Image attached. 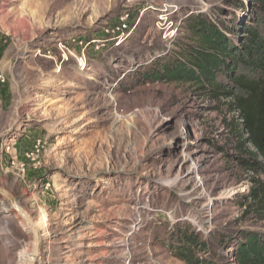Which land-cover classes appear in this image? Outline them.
<instances>
[{"label":"rangeland","instance_id":"374dc122","mask_svg":"<svg viewBox=\"0 0 264 264\" xmlns=\"http://www.w3.org/2000/svg\"><path fill=\"white\" fill-rule=\"evenodd\" d=\"M230 9L226 0H0V185L38 226L37 264H186L171 249L178 229L226 262L219 233L264 229L242 206L264 160L259 171L240 164L248 154L230 100L133 77L192 42L186 17L217 21ZM128 14L129 32L117 36ZM31 248L0 198V264H27Z\"/></svg>","mask_w":264,"mask_h":264},{"label":"trees","instance_id":"16d2710c","mask_svg":"<svg viewBox=\"0 0 264 264\" xmlns=\"http://www.w3.org/2000/svg\"><path fill=\"white\" fill-rule=\"evenodd\" d=\"M230 15L205 13L186 17L189 44L178 43L179 52L156 59L137 72L138 81L185 82L197 86L215 100H230L237 113L235 130L240 136V164L259 171L264 160V0H226ZM247 12L245 19L241 12ZM242 206L244 218L264 221V180L253 179ZM171 249L186 264H264V229L238 228L221 232L216 239L233 260L226 262L196 231L175 230Z\"/></svg>","mask_w":264,"mask_h":264},{"label":"water","instance_id":"95a60500","mask_svg":"<svg viewBox=\"0 0 264 264\" xmlns=\"http://www.w3.org/2000/svg\"><path fill=\"white\" fill-rule=\"evenodd\" d=\"M0 198L8 203L9 210L17 215L18 218L26 224L28 230L31 232L32 248L27 264H37L40 255L41 237L35 220L31 216V214L23 207L19 199L2 185H0Z\"/></svg>","mask_w":264,"mask_h":264},{"label":"built area","instance_id":"2783aa9c","mask_svg":"<svg viewBox=\"0 0 264 264\" xmlns=\"http://www.w3.org/2000/svg\"><path fill=\"white\" fill-rule=\"evenodd\" d=\"M126 17H121V21L120 23H118V25H114V28L112 29L113 33H116L117 36H124L127 32H129L130 26L126 23V18L129 16L125 15ZM160 22L159 23H169V15L164 14V15H160ZM173 26V25H172ZM171 26V27H172ZM178 30V27H173L172 29H170V31H168V35L167 37L172 38L174 37V35L176 34Z\"/></svg>","mask_w":264,"mask_h":264},{"label":"bare ground","instance_id":"6f19581e","mask_svg":"<svg viewBox=\"0 0 264 264\" xmlns=\"http://www.w3.org/2000/svg\"><path fill=\"white\" fill-rule=\"evenodd\" d=\"M195 169H196V168L193 167V169H192L191 171L194 172ZM29 255H30V254H29Z\"/></svg>","mask_w":264,"mask_h":264}]
</instances>
